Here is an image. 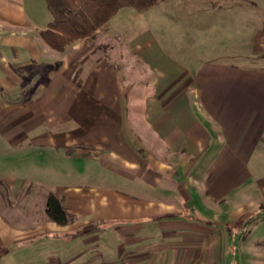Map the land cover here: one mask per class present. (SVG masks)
<instances>
[{"label": "crops", "instance_id": "obj_1", "mask_svg": "<svg viewBox=\"0 0 264 264\" xmlns=\"http://www.w3.org/2000/svg\"><path fill=\"white\" fill-rule=\"evenodd\" d=\"M42 2L0 0V154L16 148L22 159L27 148L37 167L44 149L62 173L89 168L113 175L112 185L33 188L23 199L43 212L26 214L8 205L27 179L5 173L13 196L0 210V259L228 264L229 224L264 206V66L216 60L188 69L146 34L114 51L109 20L56 51L38 32L50 21L39 19ZM263 23L237 43L258 59ZM50 191L73 221L45 215Z\"/></svg>", "mask_w": 264, "mask_h": 264}, {"label": "rangeland", "instance_id": "obj_2", "mask_svg": "<svg viewBox=\"0 0 264 264\" xmlns=\"http://www.w3.org/2000/svg\"><path fill=\"white\" fill-rule=\"evenodd\" d=\"M43 4L42 2L40 5L39 19L46 18L49 21L51 15ZM263 18L264 0H163L142 13L132 7L121 8L107 22L106 32L114 51L126 47L129 39L146 34L162 47L165 54L188 69L216 60L256 68L264 66V56L260 59L248 56L247 51L251 47L238 46L237 43L242 34L252 33L254 28H258ZM90 42H95V38ZM96 46L104 52L107 50V45ZM58 116L55 117L58 119ZM15 150L16 148H8L4 150V154H0V210L7 208L3 205L7 201L11 202L12 199L8 198L13 196L5 191L6 185L1 182L5 173L23 178L21 183L27 179L24 191L19 194L18 204L8 205L10 210L23 209L26 214L43 212L44 206H27L28 203L23 199L25 193L33 188L36 193L43 195V191L51 189L57 192L69 182L96 187L112 185L113 175L99 173L98 177L89 168L85 173L76 174L78 169L74 165L66 173H62L56 168L57 163H54L59 159L53 155L47 156L44 149H39L40 165L37 167L31 165L29 149H20L26 155L22 159L16 158ZM18 160L22 163L17 165ZM263 207L253 206L243 218L229 224V245L224 259L226 263L264 264ZM85 212L94 215L91 211ZM90 218L91 215L84 219ZM15 254L2 257L0 264H22L23 260H16Z\"/></svg>", "mask_w": 264, "mask_h": 264}, {"label": "trees", "instance_id": "obj_3", "mask_svg": "<svg viewBox=\"0 0 264 264\" xmlns=\"http://www.w3.org/2000/svg\"><path fill=\"white\" fill-rule=\"evenodd\" d=\"M162 1L45 0L51 20L46 28L38 32L46 45L56 51H64L74 41L92 37L97 28L104 25L121 8L132 7L142 13ZM73 80L79 84L78 71L75 72ZM45 202V215L50 220L64 225L74 220V215L61 204L59 197L51 191L47 194ZM90 228L92 225L87 226L85 230Z\"/></svg>", "mask_w": 264, "mask_h": 264}]
</instances>
